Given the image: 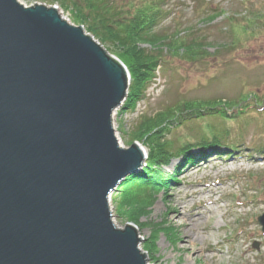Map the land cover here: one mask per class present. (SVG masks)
<instances>
[{
    "label": "water",
    "instance_id": "water-1",
    "mask_svg": "<svg viewBox=\"0 0 264 264\" xmlns=\"http://www.w3.org/2000/svg\"><path fill=\"white\" fill-rule=\"evenodd\" d=\"M129 78L58 7L0 0V264H147L109 207L148 156L113 126Z\"/></svg>",
    "mask_w": 264,
    "mask_h": 264
},
{
    "label": "rangeland",
    "instance_id": "rangeland-1",
    "mask_svg": "<svg viewBox=\"0 0 264 264\" xmlns=\"http://www.w3.org/2000/svg\"><path fill=\"white\" fill-rule=\"evenodd\" d=\"M18 1L58 6L66 20L86 30L57 1ZM163 5L166 16L156 32L170 43L178 44V38L200 41L208 53L193 58L183 50L163 48V60L144 98L133 110L122 109L123 103L114 111L121 146H143L140 140L132 142L142 120L181 101L237 100L240 115L194 118L172 128L168 138L176 148L191 144L193 158L186 160L182 154L165 167L172 179L139 223L119 212L117 188L110 196L114 223L121 229L136 227L147 264H264V232L258 221L264 215V0H166ZM101 45L113 49L109 43ZM203 136L225 138L217 139L218 146L202 142ZM175 198L184 202V220L202 204V223L189 232L202 235L200 228L212 225L205 239L186 242L191 234L173 213Z\"/></svg>",
    "mask_w": 264,
    "mask_h": 264
},
{
    "label": "trees",
    "instance_id": "trees-1",
    "mask_svg": "<svg viewBox=\"0 0 264 264\" xmlns=\"http://www.w3.org/2000/svg\"><path fill=\"white\" fill-rule=\"evenodd\" d=\"M53 1L59 2L63 9H71L76 21L84 24L86 30L101 44H111L113 49L108 50L126 65L130 74V84L122 109L133 110L138 100L144 98L145 89L155 77L163 60V48L183 50L193 58L208 53L200 41L186 43L178 38L180 40L178 44L174 41L170 43L167 37L156 32V27L166 16V10L163 9L166 0H125L122 3L119 0ZM143 44H148L151 48H146L142 46ZM202 50H205V53ZM237 104H239L237 100L228 102L220 99L181 101L143 119L135 131L132 142L142 141L148 149V156L143 169L128 176L119 185L117 189L118 197L121 196L119 212L139 223L172 179V175L165 167L182 154L186 160L193 158L191 144H183L176 148L173 141L168 138L167 135L172 128L185 120L205 116H219L225 119L239 116ZM221 138L225 136L213 138L203 136L200 139L202 142L211 141L219 146Z\"/></svg>",
    "mask_w": 264,
    "mask_h": 264
},
{
    "label": "bare ground",
    "instance_id": "bare-ground-1",
    "mask_svg": "<svg viewBox=\"0 0 264 264\" xmlns=\"http://www.w3.org/2000/svg\"><path fill=\"white\" fill-rule=\"evenodd\" d=\"M142 147L147 152V148L144 145ZM198 153H199V151H198ZM189 197L193 199L192 195L186 196V198H189ZM175 199H177V200H175L176 203L172 206V210H173L174 214L178 215V219L181 221V226H184L186 231H187V233H189V234H191L189 232V229L192 228V227L198 230V228L200 227V224L202 223L203 213L201 211H199V209H201L203 207L202 204H199V207L195 208V210H197V211L195 212L194 215H192V217H189L190 219H187L188 220L187 221V220H184V216H182V214H180V210L183 207L182 204H184V202L181 201L178 198H175ZM109 207H110V202H109ZM205 207H207V206H205ZM218 208H220V207H218ZM111 220H112L113 225L116 228H118L116 226V224L114 223L113 215L111 217ZM200 230L202 231L201 232L202 235L201 234H196V233L195 234H191V235L187 236L186 242L189 243V244H193L194 245V244H196L198 242L200 237L205 239V233L209 232V231H212L213 230V226L212 225H210V226L209 225H203L202 228H200ZM136 231H137V233L139 235V231L137 229H136ZM139 237L141 238L140 235H139ZM139 249H140V244H139ZM210 251H212V250H210ZM146 262H147V260H146Z\"/></svg>",
    "mask_w": 264,
    "mask_h": 264
}]
</instances>
